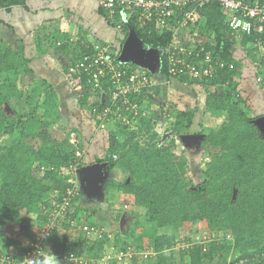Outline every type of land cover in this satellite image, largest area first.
I'll return each instance as SVG.
<instances>
[{"label":"trees","instance_id":"obj_1","mask_svg":"<svg viewBox=\"0 0 264 264\" xmlns=\"http://www.w3.org/2000/svg\"><path fill=\"white\" fill-rule=\"evenodd\" d=\"M243 1L264 6V0ZM16 5L26 7V0H0V9L9 11ZM198 11L200 19L195 28L206 40L189 44H198L210 51L212 66L219 71L210 78L197 80L177 76L175 79L204 86L207 89L204 101L207 111L225 116L219 127L209 130L201 140L203 147L212 148L214 152L200 183L191 187L188 185L186 161L178 159L168 147L159 144L161 138L152 129L153 117L141 116V111L140 116L136 117L137 107H141L148 95V87L138 93L127 94L125 99L128 104L118 99V103L112 105L107 83L103 86L107 93L102 100L99 98L101 89L93 90L91 85L81 82L82 93L77 97L76 104L80 109L87 108L91 117L98 119L97 123L102 119L113 121L116 110L125 115L126 120L116 117L117 129L111 134L104 155L96 156L92 163H106L104 168L109 171L117 168L127 174L124 181L108 182L106 188L132 195L134 206L144 210L142 218L152 224L150 227L154 226L153 230L147 227L151 233H155L151 243L154 256L150 257L148 264H175L169 253L174 237L170 233H159L158 229L175 230L185 223L197 222H205L211 232L230 234L232 239H224L218 246L207 248L203 245H186L180 251V264H185V256H188L189 264H264V132L255 122L257 117L264 116V97L261 113L250 117L252 108L242 97L236 81V77L241 76L243 63L233 51L235 47H241L252 59L251 62H259L260 67L254 72V77L256 80L260 78L258 84L264 88V55L263 58L259 56L258 48L259 43L264 46V23L261 31L246 33L229 27L228 15L222 12L219 2L207 3L199 7ZM98 12L111 27L116 28L115 24L120 22L119 32L122 36L127 37L132 31L143 45L157 49L165 48L172 42V34L168 31L160 33L153 20L140 27L135 16L122 22L119 12L115 13L112 20L101 5ZM123 40L122 37L120 41ZM88 45L84 52L82 50L78 54V58L73 59L68 55L66 42H56L53 46L56 59L68 72L70 64L90 52L91 44ZM116 48L117 45L110 44L109 53L125 72L121 77L124 81L131 71L136 70L132 62L126 65L119 59L121 49ZM37 51H41L39 42ZM30 62L31 58L26 55L23 45L0 48V76L25 75L31 72ZM214 62L223 63L222 68ZM160 66L164 81H169L171 77L167 73L163 54ZM14 82L8 79L0 82V136L10 135L15 139L12 145H0V241L2 239L4 246L12 247L9 252L12 257L21 259L37 241L40 230L45 228L47 211L52 207L51 200L61 204L68 191L71 192L63 218L58 219L61 233L73 226L72 221L76 225H83L79 215L87 209L78 205L81 191L80 183L75 179V169H81L88 163L83 153L85 138L78 128L69 129L60 140L49 133L50 122L55 123L61 118L52 84L40 77L23 90ZM91 95L96 99L88 103ZM14 101H22L25 109L12 106ZM133 104L137 107H133ZM5 105L11 107L12 113L5 111ZM105 109L109 112L102 118L100 113L103 114ZM194 114L192 110H177L172 125L173 133L189 135ZM33 140L35 144L31 143ZM113 203L108 202V207ZM22 213L27 217H23ZM124 213L126 217L129 213L134 215L131 223H135L136 211ZM85 214L86 225L94 227V213ZM10 223L24 226L20 236H8ZM31 226L39 228L40 232L31 230ZM148 230L143 228L134 233L131 242H140ZM58 231V227L51 228L48 238L40 243L43 254L40 257L48 256L56 246L53 264H72L62 259L63 255L68 256L70 253L80 255L86 252L89 257L97 259L106 244H111V247L117 245L116 248L127 251L125 247L128 244H120L119 233L109 240L110 234L107 232H102L101 237L85 245L83 250V241L73 238L66 242L62 233L64 239L50 249V239H56ZM123 232L130 233L129 228L126 227ZM21 236L26 243L21 242ZM3 252L8 253L6 249ZM133 260L135 258L131 264H135Z\"/></svg>","mask_w":264,"mask_h":264},{"label":"rangeland","instance_id":"obj_2","mask_svg":"<svg viewBox=\"0 0 264 264\" xmlns=\"http://www.w3.org/2000/svg\"><path fill=\"white\" fill-rule=\"evenodd\" d=\"M93 15L95 14H92V16ZM88 22L92 24V21L89 18ZM103 28L105 30V35L114 40L113 44L117 45L116 49H121L126 37L123 36L124 40L117 43L115 40L116 30L111 26H107L106 24ZM79 32L80 33L76 35L62 32L58 29L53 30V28H47L46 31L43 29L39 33V37H41L40 43L43 45L44 51H46V54H48L44 61L52 69H55L54 67L58 68L56 69L58 70V77H50L48 81H51L52 84L54 82L67 83V85L61 86L63 88L61 90H59L58 87L54 89L56 93L55 98L58 102V111L61 114V118L55 123L50 122L51 125L49 133L52 137L60 140L65 136L69 129L73 127L78 128L82 134L84 133V148L85 151H87L84 154V159L88 164H90L95 161L96 156L102 157L104 155V151L108 145V140L110 139L111 134L117 129V121L115 120L116 117H122L123 120L126 119H124L125 115H122L116 110L113 113L115 115L114 118H112L113 121H110V119L109 121H107V119H102L100 123H97L98 119L91 117L87 108L80 109L76 104L77 97L82 93L81 86L78 84L77 79H74V76L70 75L65 69L61 67L60 63L56 59L53 45L56 42H66L68 44L67 50L70 58H78V54L82 50V52H84V49H87L89 47L88 44L92 42V40H87V32ZM37 38L38 36L34 41V45L32 44V46H34L32 51L30 52L28 50V52H26V54H30L33 59H36L41 55L35 49ZM179 38L180 39L176 42L183 44L206 40V37L199 35L196 31V28L193 27L181 30ZM134 44H136L134 56L132 58L125 59L123 63L130 65V62H132L134 69L138 73H145L151 78L152 81V84L149 87L148 95L144 99L145 101L141 107H137L135 104V108L137 107L138 112L136 113L138 114L136 117L140 116V111V113H142L141 116L151 115L153 117L152 129L156 131L158 136L161 138L162 145L168 147L178 159H184L186 161V181L190 187L196 185L202 181L204 177V170L214 152L212 148L203 147L201 140L209 130L218 128L225 116L224 114H212L211 112L207 111L204 104L207 89L204 86L192 83H182L173 78H171L169 81H164V78L160 72L161 54L164 48L154 49L152 47L143 45L136 37ZM6 46L7 44L0 40V48ZM233 51L237 57L241 58L243 63V67L240 68L241 76L239 78L236 77L238 89L240 90L242 97L246 98L247 103L252 108L251 112L249 113L250 117H255L261 113V101L264 97V88L260 87L256 77H254V72L258 70L260 64L258 61H253L254 63L251 62L252 59L246 55L245 50L241 47H235ZM259 56L262 57L260 52ZM41 58L42 56L39 57V59ZM30 64L31 62L29 65ZM40 77L41 76L28 73L13 77L1 75L0 82L5 81L6 79L15 81L14 83L17 85V87L24 90V88L28 89L32 82L36 81V78ZM64 91H66V93H64ZM95 99V96H93V98L92 95L89 96L88 103H91V101H94ZM12 106H16L18 108L24 107L22 101H14ZM177 110H192L195 113L194 123L190 130V134L192 136L186 137V135L181 136L173 133L172 125L174 121V115ZM5 111L7 113H12L11 107L9 105H5ZM100 115L103 118V114L100 113ZM255 122L259 126L260 130L264 132V116L257 117ZM14 143L15 139L12 136H0V145H12ZM31 143L35 144V140L31 141ZM77 170L78 172L76 179L80 183L81 191L78 205H82L83 208H86V212L88 214L92 212L94 213L93 216L96 220V225L90 229L87 228L86 230L83 229L85 224L76 225L78 227L72 226L66 231L63 230L62 233L67 240L66 242H68L70 239L72 240L73 238L79 239V241H83V250L85 245L91 244L93 240L101 237L103 234L102 232H107L110 234L108 235L109 240L111 239L110 237L114 236L116 233H119L120 244H122V246L126 244L129 245L125 247V250L129 251V257H132L130 260L127 259L123 264H131L132 259L134 258L135 261H133L135 264H148L150 257L154 256V254H152L153 249L151 243L152 237L155 234L151 233V230H148V228L153 230L154 226L150 227L152 224L145 222V220L142 218L141 215L144 214L141 213H143L144 210L134 206L132 195L113 191V188L108 190L106 188L108 182L124 181L127 177V174L117 168L109 171L108 169L101 167L95 172L96 179L93 181H97V183H93L89 179L92 174L87 176V179H85L81 169ZM53 202L55 201L51 200V203ZM108 202H116V204L113 203V205L108 207ZM125 211H130L131 213L136 211V225L134 222L131 223V219L133 221L135 218L134 215L132 216L129 213L128 217H126L124 213ZM85 213L82 211L81 215H79V219H85V216L87 215ZM22 215L23 217H27L25 213H22ZM60 225L61 223L57 225L59 231L57 233L58 235H56V239H50V249L52 245H56V243H59L62 241V239H64L62 233L60 232L62 231V227ZM23 227V225L17 226L10 223L8 225V229L11 233L9 232L8 236H20ZM126 227L129 228L130 233L123 232ZM143 228L148 230L147 235L144 236L140 242H131V238L137 232L142 231ZM31 230L39 231V228L31 226ZM40 231H42V229ZM157 231L159 233H170L173 235L174 244L172 250L169 253L172 255L175 264H180V251L185 248L186 245H203L204 248H207L209 246H218L223 242L224 239H232L230 234L223 235L221 232H211L207 228L205 222H197L194 224L185 223L181 228L175 230L162 228L158 229ZM2 242L3 240L1 239L0 254H3V250L5 249L8 252L7 254H9L12 247H6ZM21 242L24 244L27 241L21 236ZM111 246V244H106L104 246L102 256L105 254L112 255V249H110ZM116 247L117 245L115 247L113 246L114 251L117 250ZM55 248L56 246L52 248L53 251L49 252V254L53 255V257H47L52 262L56 259ZM80 255L86 256L87 254L86 252H81ZM123 260H119L115 264H119ZM214 262L215 260L212 263ZM184 263L189 264L188 256L184 257Z\"/></svg>","mask_w":264,"mask_h":264},{"label":"built area","instance_id":"obj_3","mask_svg":"<svg viewBox=\"0 0 264 264\" xmlns=\"http://www.w3.org/2000/svg\"><path fill=\"white\" fill-rule=\"evenodd\" d=\"M215 1L221 4L222 12L228 15V24L231 29L246 33H257L262 30L264 6L258 3H246L243 0H100V5L108 11L110 20L113 19L115 13L119 12L122 22L135 16L140 27H144L153 20L160 33L170 32L173 38L172 42L162 50V54L166 58L168 75L173 79L177 76H188L190 79L198 80L210 78L219 71L212 66L213 57L210 51H206L203 46L198 44H183L176 41L180 39L181 30L196 27L200 19L198 8ZM115 27L120 30L121 23L117 22ZM90 44V52L68 66V73L77 79L78 84L86 82L92 86L93 90L101 89L99 98L102 100L108 90L112 105H116L118 99H122L123 104H128L125 99L127 94L138 93L142 88L151 86V78L145 73L137 71H131L128 77L122 81L121 77L125 72L111 57L110 44L100 41H93ZM258 48L260 55L263 56L264 46L259 43ZM214 63L222 68L223 63ZM257 81H260L259 77ZM104 83L108 84L107 90L103 89ZM132 106L135 107V104ZM107 112L109 110L105 109L103 115ZM161 143L160 140L159 144ZM75 176L77 177V169H75ZM70 194L71 192L68 191L67 197L61 204L51 203L52 207L47 211L45 228L36 236L37 241L31 250L26 252L21 259L12 257L10 253H1L0 264H30L29 259L34 260L37 255L42 256L40 243L48 238L51 228L57 227L58 219L63 218L64 208L70 201ZM71 224L76 225L75 221H72ZM87 228L89 227L85 224L83 229ZM110 249H112V255H101L97 259L74 253H70L68 256L63 255L62 259L71 261L72 264H94V262L96 264H113L124 259L119 263L122 264L130 256L129 251H122L118 248L114 251L113 247ZM48 256L53 257L50 254Z\"/></svg>","mask_w":264,"mask_h":264},{"label":"crops","instance_id":"obj_4","mask_svg":"<svg viewBox=\"0 0 264 264\" xmlns=\"http://www.w3.org/2000/svg\"><path fill=\"white\" fill-rule=\"evenodd\" d=\"M99 6L100 0H26V7L16 5L9 11L0 9V40L7 45H23L26 53L28 50L32 51L34 47L32 44L34 45V41L38 36L35 49L37 51L39 42L41 51L37 52L41 54L42 60L39 59L40 56L33 59L30 54H26L31 58V64L29 65L31 72L28 74L41 76L48 81L50 77H58V70H56L58 68L54 67L55 69H52L44 61L48 54H46L43 45L40 43L41 37H39V33L43 29L46 31L47 28L58 29L62 32L76 35L81 31L82 33L87 32V40L113 44L114 40L105 35L103 27L105 24L109 27L110 25L99 14ZM91 13L95 15L92 16ZM88 18L92 21V24L88 22ZM114 29L116 30L115 40L118 43L123 36L119 30ZM48 82L52 84L51 81ZM63 85H67V83L54 82L52 84L54 89L58 87L59 90L63 89L61 87ZM85 152L87 151L84 148L83 153L85 154ZM89 179L92 180V178ZM81 221L83 224L87 223L86 219Z\"/></svg>","mask_w":264,"mask_h":264},{"label":"water","instance_id":"obj_5","mask_svg":"<svg viewBox=\"0 0 264 264\" xmlns=\"http://www.w3.org/2000/svg\"><path fill=\"white\" fill-rule=\"evenodd\" d=\"M134 42H135V36L133 32L130 31L122 45V48L119 54V59L121 61H124L125 59H128V58H132L134 56L135 51H136L135 50L136 44H134ZM189 136H192V135L191 134L186 135V137H189ZM105 165L106 163H92V164H87V165L82 166L81 171L84 175L83 177L86 178L87 176L92 174L93 176L91 175L90 178L92 177L96 178L95 172L97 171V169L104 167Z\"/></svg>","mask_w":264,"mask_h":264},{"label":"clouds","instance_id":"obj_6","mask_svg":"<svg viewBox=\"0 0 264 264\" xmlns=\"http://www.w3.org/2000/svg\"><path fill=\"white\" fill-rule=\"evenodd\" d=\"M29 261L30 264H53L47 257H40L39 255H37L36 259H29Z\"/></svg>","mask_w":264,"mask_h":264}]
</instances>
